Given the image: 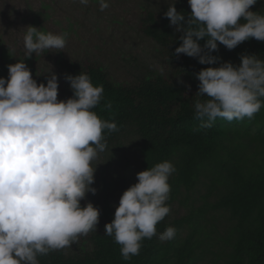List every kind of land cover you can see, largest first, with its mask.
I'll return each instance as SVG.
<instances>
[{"label": "clouds", "instance_id": "9594fccd", "mask_svg": "<svg viewBox=\"0 0 264 264\" xmlns=\"http://www.w3.org/2000/svg\"><path fill=\"white\" fill-rule=\"evenodd\" d=\"M88 5L90 0H79ZM100 11L108 0H94ZM258 0H188L186 19L175 3L164 13L174 26L184 54L202 65L220 59L212 55L218 45L233 50L255 39L264 42V14L252 12ZM68 34L44 32L28 26L23 36L24 59L49 50L59 53ZM206 43L201 47L200 40ZM23 60L8 65V78H0V264H39L38 256L70 247L80 236L96 231L99 209L92 203L81 207L91 187L93 162L107 150V132L116 123L101 119L93 110L104 99L102 85L94 86L89 75L65 76L73 97L58 100V77L51 71L47 85L37 84ZM199 81L194 104L201 129H210L217 118L229 122L251 120L264 107V59L241 55L239 66L224 62L196 74ZM106 107L111 108V103ZM199 130V129H197ZM176 171L161 162L137 174L138 183L121 196L105 233L114 236L127 261L139 255L144 239L175 238L176 228L157 232L170 214L166 205L171 191L169 178Z\"/></svg>", "mask_w": 264, "mask_h": 264}, {"label": "rangeland", "instance_id": "374dc122", "mask_svg": "<svg viewBox=\"0 0 264 264\" xmlns=\"http://www.w3.org/2000/svg\"><path fill=\"white\" fill-rule=\"evenodd\" d=\"M180 1L108 0L109 8L100 11L94 0L86 6L79 0H0V78H8V65L24 59L23 36L28 26H34L44 32L68 34L66 47L59 50L62 52L55 53L58 50L53 49L24 59L38 85H47V75L51 71L59 81L63 64L86 56L96 58L106 67L109 75L127 84L137 85L150 76L162 80L168 62L162 56L160 46L140 34L137 26L144 6L164 9ZM235 59L233 54L223 63ZM118 128L116 142L100 153L92 164L93 168H97L91 187L97 191L95 195L89 193L86 196L88 203L97 205L104 212L107 201L119 203L122 194L138 183L136 177L141 172V135L137 127L125 125ZM222 128L224 146L242 160L244 167L256 169L264 149V122L245 118L241 122H228ZM180 158L177 153L169 160L176 170ZM231 166L223 150L215 161L206 165L194 189H176V171L169 178L168 223L204 210L192 242L195 246L190 264L238 262L234 248L239 238L235 230L237 221L231 217L229 210L211 208L228 192L230 183L226 176ZM192 231L190 225L183 224L173 246L158 238L150 248L156 250L158 259L172 264L177 249L184 246ZM76 243L77 240L67 247L70 255L74 253Z\"/></svg>", "mask_w": 264, "mask_h": 264}, {"label": "trees", "instance_id": "16d2710c", "mask_svg": "<svg viewBox=\"0 0 264 264\" xmlns=\"http://www.w3.org/2000/svg\"><path fill=\"white\" fill-rule=\"evenodd\" d=\"M175 7L177 11L185 13L186 19L191 15L188 0L180 1ZM167 10L168 6L164 9L144 6L137 26L140 34L160 46V52L168 62L162 80L150 76L137 85L127 84L109 75L106 67L96 58L86 56L63 64L64 70L58 81V100L66 101L73 97L65 76L89 75L94 86L102 85L104 88V99L93 109L97 115L116 123L118 127H137L141 135V172L180 154V164L174 178L176 189H194L206 165L215 161L220 151L224 150L232 163L226 176L229 189L211 208L229 210L231 217L237 221L235 230L239 238L234 248L239 258L236 264L243 261L246 264H264V149L261 163L256 169L244 167L242 160L224 146L222 126L229 121L217 118L210 129H201V121L195 119L194 108L195 101L202 99L195 97L199 84L196 74L208 67H219L225 58L233 54L236 59L231 63L235 66H239L241 55L255 54L264 59V42L253 38L233 50L218 45V52L212 55L220 59L213 65H202L198 59L184 54L177 57L175 49L182 44L179 39L182 33H177L174 26H170V21L164 15ZM249 10L264 14V0H258ZM205 43L206 39L199 41L201 47ZM108 103H111V108L106 107ZM253 119L264 122V107ZM115 133L105 130L108 146L116 142ZM80 203L84 207L88 201L85 199ZM166 205L170 207V202L167 201ZM93 206L100 212L96 231L80 236L72 255L67 247L51 251L48 255L38 256L39 264H166L157 258L156 250L150 248L157 236L144 239L139 255L125 261L114 236L105 233V225L114 219L119 203L108 200L105 212L97 205ZM203 215L204 210H200L173 223H168L166 216L158 223V233H163L168 227L176 228L175 238L166 241L170 246L175 244L183 224L187 223L193 228L184 246L177 249L172 264L191 263L195 246L192 242L198 232V220Z\"/></svg>", "mask_w": 264, "mask_h": 264}]
</instances>
